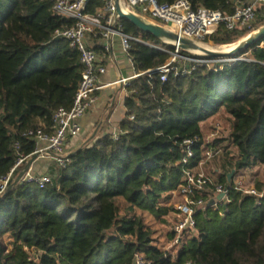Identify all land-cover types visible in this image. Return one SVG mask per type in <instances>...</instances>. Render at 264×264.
Instances as JSON below:
<instances>
[{
  "label": "trees",
  "instance_id": "16d2710c",
  "mask_svg": "<svg viewBox=\"0 0 264 264\" xmlns=\"http://www.w3.org/2000/svg\"><path fill=\"white\" fill-rule=\"evenodd\" d=\"M190 1L227 14L235 1L248 3ZM101 7V1L88 0L86 10L94 14ZM121 22L125 33L140 39L130 41L128 55L143 74L126 88L118 137L94 135L69 153L66 166L44 187L16 181L23 165L18 167L0 195V264H133L135 253L151 264H264V195L257 202L231 186L236 172L264 164V37L233 54L240 57L234 62L198 65L190 74L170 73L161 80L159 73L145 71L163 65L174 47ZM73 24L53 12L48 0H0V176L15 163V144L22 155L34 151L25 132L50 133L55 110L72 105L80 54L53 33ZM263 24L264 12L258 11L253 27L220 25L203 41L234 43ZM219 111L230 121L228 139L236 155L213 181L228 188L229 201L197 207L194 234L182 238L172 253L163 249L146 215L166 222L183 169L196 168L202 159L201 123ZM185 139L196 140L193 156L183 164ZM251 182L264 188L261 181ZM213 196L208 186L193 198ZM174 235L169 232L170 239Z\"/></svg>",
  "mask_w": 264,
  "mask_h": 264
},
{
  "label": "built area",
  "instance_id": "2783aa9c",
  "mask_svg": "<svg viewBox=\"0 0 264 264\" xmlns=\"http://www.w3.org/2000/svg\"><path fill=\"white\" fill-rule=\"evenodd\" d=\"M48 1L51 2L53 12L74 21V24L70 27L56 29L53 35L66 39L71 47L77 49L82 64L81 77L71 107H59L53 113V126L50 133L43 131L41 128L25 132V135L34 142V151L29 155H22L18 152V145H14L17 158L9 172L4 176H0V195L9 189L18 167L26 165L33 154L37 155L36 159L51 156L54 161V169L45 173L31 174V165L35 159L28 167L25 166L18 173L16 179L18 181H33L38 187L52 184L57 176V171L65 167L69 161V153L66 150L67 139L81 132V118L96 103L98 91L105 87L115 86L126 89L132 79L143 74V72L136 71L134 62L128 55L130 41H140V39L123 31L121 18L116 11L114 0H99L102 2V7L94 14H89L86 10L88 0ZM118 3L122 11L132 12L163 27H171L179 37L196 43L213 34L220 25H223L227 30L253 27L258 11L264 12V0H254L253 3L235 1L233 11L229 14L202 5H193L190 0H175L170 4L160 3L158 0H119ZM114 36L118 37L120 49L126 55L132 72L130 76H118L110 82H102L100 76L105 73L106 67L99 62L97 53L88 41L92 37L100 38L103 53L110 56ZM162 41L171 44L174 47L173 51H168L166 48L155 44L149 43L148 45L161 51H168L171 57L163 65L145 71V73H159L161 80H165L170 73L173 75L190 74L198 65L211 66L213 62L217 61L234 62L240 59V57H232L225 60H215L191 50H185L191 55H181L178 52L181 48L177 43L166 39H162ZM218 130L219 125H216L206 138H202V145L204 146L201 153L202 159H210L223 153L222 147L214 144ZM118 132L112 133V138L116 139ZM195 140H183L185 146L183 164H186L188 159L193 156ZM235 174L232 179V189L254 196L258 202L264 195V188L257 189L241 173L236 176ZM208 186H212L214 190V196L210 198L213 199L212 207L216 208L220 203L229 201L227 197L228 188L215 183L209 176L195 170V168L187 167L183 169L182 182L176 189L171 191V195H178L181 198L172 208L178 218L174 227L175 235L173 239L176 245L181 242L186 232L194 231V211L197 207H203L210 199L205 201L202 198L194 199L193 196ZM219 193H223L220 200L216 198ZM133 264L151 263L145 260L142 254L135 253Z\"/></svg>",
  "mask_w": 264,
  "mask_h": 264
},
{
  "label": "rangeland",
  "instance_id": "374dc122",
  "mask_svg": "<svg viewBox=\"0 0 264 264\" xmlns=\"http://www.w3.org/2000/svg\"><path fill=\"white\" fill-rule=\"evenodd\" d=\"M144 19L148 22H152L151 20H149L147 18H144ZM253 31H251V32H253ZM251 32H249L245 36H242L236 42L230 43V44H223V45L215 46L211 42H206L203 40L199 41L197 43L201 47L207 45V46L213 47L214 49L219 48L220 46L229 47L231 45H235L238 42L243 41ZM203 48L209 49L206 47H203ZM209 50H211V49H209ZM193 51L195 52V50H193ZM116 92L117 91H113L109 88H105V89L100 91L101 96L98 99V102L100 103V107H99V110L96 114L100 117V120L104 121L105 123H104V127H101V129L99 128L97 133L102 132V130H105L108 133H112L113 128L118 125V121L120 119L119 108L117 106H115L109 112L104 111L105 100L109 99V97H112V96L117 97ZM120 95H123V94L121 93ZM107 120H109L110 123L106 122ZM229 124H230V121H229L228 117L226 116V114L223 113L222 111H219L213 117L206 119V121H204L202 123V126H201L202 127V136H203V138H206L209 135V133L212 130H214V127L216 125H219V130H218L216 136L218 138H220L219 143L223 149V153L219 154L213 158H210V159H204V158L201 159L198 166L195 168V170L201 171L205 175L209 176L212 180L215 179V177L218 173L224 172L228 168V162L230 160L232 161V158H234L236 155V149L233 145H231L230 140L228 139ZM90 133H91V131L89 132V135H90ZM89 135L87 133L85 138L87 139L89 137ZM86 139H84V140L86 141ZM216 169H218L219 172L216 171ZM40 171H41V166L39 164L35 168L33 166L30 173L31 174H38V173H40ZM238 173H241L245 177V179L250 181V182H251V179H253L254 181H261L262 183H264V164L263 165H261V164L256 165L255 167L248 168V169H243L242 172L241 171L236 172L235 176ZM180 199L181 198L178 195L172 194L171 198L168 201V205H172V207H173V205L175 203H177L178 201H180ZM146 220L148 222H150L151 227L153 228V230L155 232V237L159 238V240L164 242L163 249H166L172 253L176 252L178 246L174 243L172 238L171 239L169 238V232L174 230V227L178 221V218L174 214L173 210L170 211L165 216V220H166L165 223H161L157 220H154L153 218H151L148 215H146ZM191 234H194V231L186 232L182 238H184L187 235H191Z\"/></svg>",
  "mask_w": 264,
  "mask_h": 264
},
{
  "label": "crops",
  "instance_id": "0c3cea01",
  "mask_svg": "<svg viewBox=\"0 0 264 264\" xmlns=\"http://www.w3.org/2000/svg\"><path fill=\"white\" fill-rule=\"evenodd\" d=\"M254 0H248V3H253ZM89 45L95 50L97 53V56L99 58V62L101 64H104L106 67V71L103 75L100 76V80L102 82H110L114 79H116L118 76H130L131 75V68L130 65L126 59V55L121 51L120 49V41L117 36L113 37V46H112V53L110 56H106L105 53H103L102 50V40L97 37H92L89 39ZM109 88L113 91H117V97L112 96L109 97V99L105 100V109L104 111H111L115 106L119 108V116L120 119L118 121V125L113 128L112 133L118 132L119 129V122L123 119L125 114V107H124V98L127 95V91L125 88L121 86H115V87H105ZM103 88V89H105ZM101 89V90H103ZM98 91V97L96 103L91 106L88 111L85 113V115L81 118V132L77 134L76 136H73L71 138L67 139L66 142V150L68 153L73 152L77 148L83 146L85 143L90 141L92 137L96 134H98L99 128L104 127V121L100 120V117L96 114L99 110L100 103L98 102V99L100 98V91ZM123 95H120V94ZM214 116V115H213ZM211 116V117H213ZM210 118V117H209ZM206 121V120H205ZM106 122L110 123L109 120ZM204 122V121H203ZM202 122V123H203ZM97 123V124H96ZM201 123V126H202ZM202 128V127H201ZM91 131L90 135L89 132ZM89 135V137L86 139L85 136ZM102 133H108L105 130H102ZM109 133V134H112ZM86 139V141L84 140ZM41 166L40 173H45L49 170H53L54 168V161L51 156L38 158L36 159L32 165L31 170L34 166V168L39 165ZM263 165V164H261ZM26 166V165H25ZM25 166L22 168V170L25 168ZM216 171L219 172L218 169ZM242 172V171H241Z\"/></svg>",
  "mask_w": 264,
  "mask_h": 264
},
{
  "label": "water",
  "instance_id": "95a60500",
  "mask_svg": "<svg viewBox=\"0 0 264 264\" xmlns=\"http://www.w3.org/2000/svg\"><path fill=\"white\" fill-rule=\"evenodd\" d=\"M116 5V11L119 14L121 20H126L132 24H134L136 27H138L141 31L152 34L153 36L160 38V39H166L168 41H172L178 44V46L183 50H201L204 52V56L210 59H218V60H224V59H230L232 58V55L236 52L242 50L243 48L247 47L250 44H254L256 41L264 37V24L251 32L243 41L238 42L233 46L232 49L228 52H219V51H213L209 49H205L203 47H200L196 42H193L189 39L179 37L178 35L168 32L164 29L163 26L146 21L143 17L136 15L129 11H122L119 7V0H114ZM196 52V51H195ZM37 158L36 154H33L31 158L29 159L28 163L26 164V167L29 166L31 162H33ZM233 171L229 174L228 179H230V176H232ZM18 179H16L17 181ZM223 197V193H219L216 198L221 199ZM213 199H210L207 202V206H212Z\"/></svg>",
  "mask_w": 264,
  "mask_h": 264
},
{
  "label": "bare ground",
  "instance_id": "6f19581e",
  "mask_svg": "<svg viewBox=\"0 0 264 264\" xmlns=\"http://www.w3.org/2000/svg\"><path fill=\"white\" fill-rule=\"evenodd\" d=\"M164 29L168 32H171V33H174L173 29L171 27H168V26H164ZM175 34V33H174ZM198 44V43H197ZM234 45H231L229 47H224V48H219V49H216V50H213V51H219V52H228L230 51V49L233 48ZM201 47V46H200ZM197 54H204L203 51L201 50H195Z\"/></svg>",
  "mask_w": 264,
  "mask_h": 264
}]
</instances>
